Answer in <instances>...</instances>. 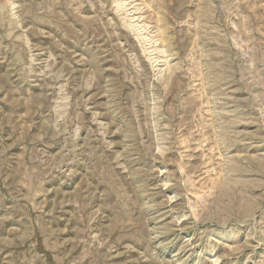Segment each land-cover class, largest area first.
<instances>
[{"label":"rangeland","instance_id":"rangeland-1","mask_svg":"<svg viewBox=\"0 0 264 264\" xmlns=\"http://www.w3.org/2000/svg\"><path fill=\"white\" fill-rule=\"evenodd\" d=\"M0 264H264V0H0Z\"/></svg>","mask_w":264,"mask_h":264}]
</instances>
